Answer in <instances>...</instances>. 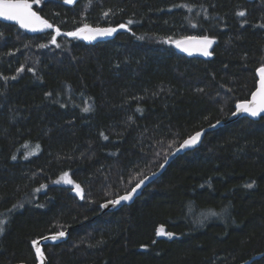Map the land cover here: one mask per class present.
<instances>
[{"label": "trees", "instance_id": "1", "mask_svg": "<svg viewBox=\"0 0 264 264\" xmlns=\"http://www.w3.org/2000/svg\"><path fill=\"white\" fill-rule=\"evenodd\" d=\"M28 1L53 27L0 21V264H36L31 243L63 230L48 264H264V117L208 131L132 203L101 210L249 98L264 0ZM83 24L119 31L66 35ZM190 35L216 39L211 59L175 50Z\"/></svg>", "mask_w": 264, "mask_h": 264}, {"label": "snow or ice", "instance_id": "2", "mask_svg": "<svg viewBox=\"0 0 264 264\" xmlns=\"http://www.w3.org/2000/svg\"><path fill=\"white\" fill-rule=\"evenodd\" d=\"M35 2L39 3V0H35ZM65 3H72L73 0H64ZM181 7H185V5H181ZM104 15H108V13H104ZM239 16L243 17L245 16L244 11H240L238 13ZM0 17H3L6 20L9 21H15L19 24L21 28L30 30V31H42L43 28H52L53 26L45 19L37 15L35 11L32 10V4L28 2V0H0ZM129 23H132V21H129ZM120 28H125L126 26L121 24L119 26ZM261 27H264V25H261ZM117 29L116 28H92L88 24H83L82 27L78 28L74 32H69L66 35L69 36H79L83 33H92L94 35H111L114 33ZM57 34H59L60 30L56 29ZM56 39L55 36L52 37V43H55ZM214 43V40L209 38L208 36H190L185 37L183 41L177 42V47H182L184 51H189L190 47H195L197 50L201 51L203 55L209 56L211 53L208 51L209 47ZM41 48L46 47V45L41 44ZM29 71H32V69H28ZM18 71H23V68L21 67L18 69ZM258 73L260 76L259 81V87L256 92L252 94V100L245 102V103H238L236 105V109L239 112H244L249 114L252 117H258L261 115V113H264V67H261L258 69ZM16 77H11V79H15ZM3 79L7 80L9 77H3ZM47 95H51V93H48ZM84 112L90 111V108L85 107L83 109ZM235 114V113H233ZM103 136V133H101ZM202 135L201 132L195 133L194 136H191L189 139H186L182 144L181 148H187L194 146L198 141L200 136ZM104 139L107 140L108 137L104 136ZM13 159H16L15 156H13ZM163 167V165H161ZM67 174H65L66 176ZM147 179V177H145ZM56 183H60V181H55ZM66 183H72L71 180H66ZM144 183V180L139 181L134 188L127 194L119 197L117 200L109 201L112 205L120 204L121 201H128L132 198L133 194L137 191V189ZM252 184H247L245 187L251 188ZM41 187H46L45 185H41ZM76 189L79 190L80 186L77 184ZM39 190V189H38ZM14 208L17 207L16 205L13 206ZM22 207V205H20ZM102 207H107V205H102ZM215 215V213H213ZM4 221H0V234H3L4 232ZM157 236H164L167 235L169 238L173 236L172 233L164 232L163 228L157 231ZM65 233L63 231L58 232L54 235H52L50 238L52 240H56L59 237H64ZM48 239V238H45ZM155 243V241H153ZM33 246L36 249V255L38 257L43 258V252L41 251V248L38 246L37 241L32 242Z\"/></svg>", "mask_w": 264, "mask_h": 264}, {"label": "water", "instance_id": "3", "mask_svg": "<svg viewBox=\"0 0 264 264\" xmlns=\"http://www.w3.org/2000/svg\"><path fill=\"white\" fill-rule=\"evenodd\" d=\"M76 1H78V0H73L72 3L76 2ZM247 1L252 2V1H254V0H247ZM28 2L31 3L30 1H28ZM31 4H32V3H31ZM32 10L35 11V12L37 13V15H39L40 17L43 18V16H42L38 11H36V10L33 8V6H32ZM43 19H44V18H43ZM0 21L5 22V23H10V24L17 25V26L19 27V29H21V30H23V31H25V32H28V33H37V32H39V31H35V32H34V31H30V30H27V29L21 28L17 22L6 20V19H4L3 17H0ZM92 28H97V27H92ZM116 29H117V30H116L114 33H112L111 35L101 36V35H94V34H92V33H87V32H86V33H83V34L79 35L78 38L81 39V40H83V41H86V42H97V41H101V40H104V39H107V38H111V37H113V36L119 31V28H116ZM190 36H198V37H199V36H206V35H190ZM190 36H187V37H190ZM208 37L214 40V43H213V44L209 47V49H208V51L211 53V55H209V56H205V55H203V53H202L201 51L197 50L195 47H190V48H189V51H184V50H183V46H182V47H177V46H176L177 42H179V41H183L185 37L175 40V41L173 42V47L175 48V50H176L178 53H181V54H183V55H185V56H187V57H198V58H202V59H205V60H209V59H211V57H212V51H213V48H214V46H215V44H216L217 41H216V39H215L214 37H211V36H208ZM261 67H264V65L258 67V68L256 69V72H255V73H256V77H257V80H256V87H255V89L253 90V92L251 93V95L249 96L248 99H246V100H242V101H239V102H237V103L234 105V110H233V112L227 117L226 120H218V121H216V122H214V123H212V124H210V125H207V126L201 128V129L195 131V132L192 133L190 136L186 137V138H185L184 140H182V141L179 143V145H178V146H177V147H176V148L170 153V155H169V156H168V157H167V158L161 163V165H163V167H161V165H160L159 168H158L157 170H155L154 172H152V173H150V174H147L146 176H144L143 178H141V179L139 180V181L144 180V183H143V184L137 189V191L133 194V196H132V198H131L130 200H128V201H121V203H120V204H117V205H112V204L109 203V201L117 200V199H119V197H121V196L127 194L128 192H130V191L132 190V188H134V187L136 186V184H137L139 181H138V182H137V183H136V184H135V185H134L129 191H127V192H125V193H123V194H121V195H119V196H116V197H114V198H112V199H109V200L103 202V203L101 204V210H102V212H106V211H114V210L120 208V207L123 206V205H126V204H130V203H132V202L134 201V199H135L137 196H139V195L141 194L142 190H143L148 184H150L154 179H156V178H157V177H158V176H159V175L165 170V168L167 167V165H168V164H169V163H170V162H171L176 156H178V155H180V154H183L184 152H186V151H188V150H192L193 148L197 147V146L201 143V141H202L204 135H205L208 131H211V130L216 129V128L220 127V126H223V125L226 124V123L233 122V121H235V120H237L238 118H241V117H247V118L252 119V120H258V119H260L261 117H264V113H261V115L258 116V117H252V116H250L249 114L244 113V112H239V111H237V109H236V105H237L238 103H245V102H248V101H251V100H252V94H253L254 92H256L257 89H258V87H259L260 76H259V73H258V69H260ZM233 113H235V114H233ZM197 132H201L202 135L200 136L199 141H198L194 146L187 147V148H181V147H180L181 144H182L186 139H189L191 136H194L195 133H197ZM145 177H147V179H145ZM102 205H107V207H102ZM59 232H61V231H59ZM63 232L65 233V236H64V237H59V238L56 239V240H52L50 237H51L52 235L58 233V232L51 233V234H47V235H45V236H43V237L38 238L37 240H35V241L38 242V246L41 248V251L43 252V258H42V261H41V258L38 257V256L36 255V249H35V247L33 246V244L31 243L32 248H33L34 253H35V256H36V264H48L47 257H46V255H45V253H44V251H43V245H45V244H56V243H60V242H62V241H64V240H66L67 237H68V230H63ZM45 238H48V239H45ZM17 264H26V263L20 262V263H17ZM242 264H247V262L242 263Z\"/></svg>", "mask_w": 264, "mask_h": 264}, {"label": "rangeland", "instance_id": "4", "mask_svg": "<svg viewBox=\"0 0 264 264\" xmlns=\"http://www.w3.org/2000/svg\"><path fill=\"white\" fill-rule=\"evenodd\" d=\"M104 28H109V27H104ZM44 29V28H43ZM174 42V41H173ZM66 180H71V178L69 177V175L67 174L66 176H65V174L64 175H62L61 176V178H60V182L62 183V184H64V185H67V186H69L70 188H71V190H72V192L73 193H76V194H80L81 193V188L79 189V190H77L76 189V183L75 182H73L72 180V183H66L65 181Z\"/></svg>", "mask_w": 264, "mask_h": 264}]
</instances>
